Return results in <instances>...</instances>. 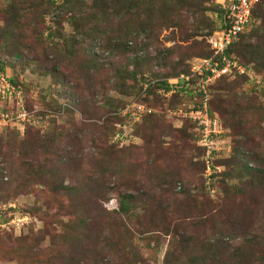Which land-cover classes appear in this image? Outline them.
I'll return each instance as SVG.
<instances>
[{"label": "rangeland", "instance_id": "rangeland-1", "mask_svg": "<svg viewBox=\"0 0 264 264\" xmlns=\"http://www.w3.org/2000/svg\"><path fill=\"white\" fill-rule=\"evenodd\" d=\"M131 1L0 0V67L30 111L0 125V264H264V0L234 46L257 72L210 95L208 171L172 97L151 87L126 128L120 111L207 55L213 0Z\"/></svg>", "mask_w": 264, "mask_h": 264}, {"label": "built area", "instance_id": "built-area-1", "mask_svg": "<svg viewBox=\"0 0 264 264\" xmlns=\"http://www.w3.org/2000/svg\"><path fill=\"white\" fill-rule=\"evenodd\" d=\"M260 0H213L223 10L222 19H217L215 28L207 35L206 42L211 54L201 57L190 65L189 73L179 74L170 78L145 79L141 84L142 96L138 100H129L120 113L124 118L120 127L126 128L130 122L140 120L142 115L152 111L150 105L142 101L147 91L155 83L165 85L154 87L156 94L169 99L174 93L182 94L187 102L171 111L173 116L188 119L193 123L197 142L204 151L206 171L212 163L213 156L224 145L221 128L216 117L208 110L210 98L209 86L221 76L231 78L245 74L251 76L249 65L240 63L236 57L225 53L227 46L242 34L252 21V10ZM217 18L216 13H212ZM151 85V86H150ZM61 113V112H59ZM58 114V113H57ZM30 111L24 106V93L19 84H14L0 68V125H10L23 131L28 122ZM181 123V120H179ZM117 136V134H115Z\"/></svg>", "mask_w": 264, "mask_h": 264}, {"label": "trees", "instance_id": "trees-1", "mask_svg": "<svg viewBox=\"0 0 264 264\" xmlns=\"http://www.w3.org/2000/svg\"><path fill=\"white\" fill-rule=\"evenodd\" d=\"M173 1H174V0H162L161 3H162V4H170V3H172ZM136 3H137V2H134V0L131 1L132 6H134V5L136 6ZM258 3H261V0H260ZM258 3H257V4H258ZM173 4H174V3H172V6H173ZM257 4H256V5H257ZM256 5H255V6H256ZM254 8H255V7H254ZM254 8H253V10H252V16H253ZM209 10H211V11H210L211 13H216L218 19H222V18H223L224 12H223V10L220 8V6H219L218 4H216V3L213 2V4H211V7L209 8ZM214 28H215V26L212 27V29H214ZM242 34H243V33H242ZM242 34H240L239 37H240ZM239 37H238V38H239ZM238 38H237L236 40L232 41V42L227 46V48H226V50H225L226 55H228V56H232V55H233V57H236L237 60H238L240 63H242V64H244V65H249L250 68H251V70H252V73H256L257 71H256V68H255V65H253L250 61H246V60L242 59V58H241V57L235 52V48H234V46H235V44L237 43ZM260 51L264 52V47H261V48H260ZM210 54H211V51L208 49V50H207V55L204 56V57H207V56H209ZM0 68H1V67H0ZM1 69H2V68H1ZM186 73H187V72H186ZM238 77H244V76H238ZM245 78H246V77H245ZM222 79H227V77L221 76V77L217 78V79L215 80V82H214L212 85L209 86L210 95H211V92L213 91V87H214V85H216L215 83H217L218 81H220V80H222ZM10 81H11L12 83H14V84H19V83L15 82L13 79H10ZM19 85H20V84H19ZM159 85H165L166 88H167V84H166L165 82H159V81H158L157 83H155L153 86H151V85H150V86L154 88V87H157V86H159ZM20 86H21V85H20ZM21 88H22V86H21ZM153 88H152V90H153ZM150 89H151V88H150ZM22 91H23V88H22ZM23 93H24V91H23ZM171 97H172V99H169V100H170V103H169L170 109H176L177 107L181 106V103L184 102V100H185V98L183 97V95H182V94H179V93H174L173 95H171ZM174 97H175V98H174ZM173 98H174V99H173ZM172 100H173V101H172ZM208 110H209V113H210V114H211V113H214L213 110H212V107H211L210 98H209V101H208ZM214 114H215V113H214ZM211 115H212V114H211ZM190 123H192V122H190ZM192 124H193V123H192ZM25 128H26V124L24 125L23 130H25ZM25 164H26V163H25ZM244 167H245V169H247L245 165H244ZM126 197H127L126 195H121V196L118 197V209H119L120 212H123V211H125V210L127 209Z\"/></svg>", "mask_w": 264, "mask_h": 264}]
</instances>
